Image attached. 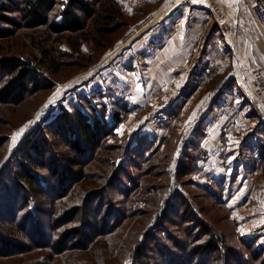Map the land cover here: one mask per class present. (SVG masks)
Returning a JSON list of instances; mask_svg holds the SVG:
<instances>
[{
	"label": "rangeland",
	"instance_id": "rangeland-1",
	"mask_svg": "<svg viewBox=\"0 0 264 264\" xmlns=\"http://www.w3.org/2000/svg\"><path fill=\"white\" fill-rule=\"evenodd\" d=\"M122 1L130 2V0ZM133 16L134 17L127 14L123 8L122 11H120L119 19L120 22H123L124 26L113 30L112 34L100 35V32L98 33L95 28L90 27L86 30V33L72 35V38H74L73 40H75V36L80 38V40L82 39L83 45L81 49L79 45H74L73 48L75 50H72L71 45L65 43L66 37L69 36L67 35L62 42V47L64 50H72L74 53L77 52L78 59L76 60V55L67 57L65 62L68 66L62 67L57 74H53L48 67H45L46 73L49 74L52 81L55 82V87L51 90H42L32 98L29 97L23 105L15 108L14 112L7 114L6 117L9 122L6 124L7 126H0V135H8L7 141L1 145L2 149L0 151V235L3 237L11 236L8 234L7 229L13 230L12 227H14V231L18 232L19 235H13L9 237V239L19 240L23 242V246L26 247L25 253H15L10 256L0 253V264H136L135 256L137 249L145 245L144 243H148L150 235L155 233L157 236L161 237L162 244L168 246L169 251L165 249V254L168 255L166 259L170 258L174 260L173 263L181 264L180 261L182 262V260L189 258V251L186 253V251L182 249L181 242H184V240H187V243L191 241L188 235L191 227L188 225V222L182 218L186 212L184 213V211L178 207L180 205V200L173 197L178 189L188 196L190 200H187L189 206L197 214L199 213L198 216L204 224L210 223L219 234L223 233L227 248L224 243L221 244L220 247L223 251L222 253L231 257L230 264H236V253L238 254L240 248H244L246 257H248L253 264H264V212H260L264 210V207L259 208L261 206L260 203L263 201V197L261 199H256L251 196L250 198L249 196L244 197L245 199H241L238 206H235L234 196H232V199L229 197V200L222 199L226 202L225 205L224 203H218L215 199H211L210 196L203 198L201 191L195 190V188L199 186H204L200 184L203 182L201 177L198 178V176H194L197 186H191L190 182L186 181L187 178L180 175L182 178H180V181L183 180L182 182H185L184 184L188 192L177 182L175 174L179 163L182 162L181 156L183 151L179 156L177 151H173L174 147L170 145L172 139L170 142L167 141L168 143H164V139L162 138L169 134V128L163 126L168 124V119L165 115L171 107L164 111L160 119H154L152 116L155 107L158 106L160 102H171L169 98L157 100L154 106L149 105L141 108L140 115L142 117L144 116V118L129 120L131 121L129 129L131 133L126 134V131L123 133V130L121 132L115 130L113 136L104 139V147L99 150L97 154L99 162L98 159H96L86 170V174L89 173V178L86 177L83 182L79 185L77 184L76 188L65 197L57 199V201L54 200V210L56 211L58 209L60 214H64L66 210L69 211L76 206H80L82 202L87 201L89 195H92L96 189L106 187V189L101 190V196L103 195L102 197L107 200L109 198L112 199L114 208L118 210L117 213H115V217L110 219L111 224L117 220L119 221V224L113 229V233H109L107 236L102 237V239L96 243L97 245L93 246L89 243L87 244L88 246L82 250V247L79 248V246H77L68 249L69 251L64 250L62 254H58L59 252L56 251L58 249L57 247L48 246V248H46L43 246L47 244L48 241L54 245L57 239L48 240L47 242L44 241V243L42 242L41 244H36L38 243L37 241L36 243L33 241V243H30L31 241L25 236V231L22 232L20 230V226L16 227L15 224L11 225L12 219L7 217L10 215L9 209L16 207L17 203L21 202L22 194H26V192L20 193L19 197V193L13 188L15 184L13 173L16 169L14 165L15 159L12 157L14 151L29 130L43 120L47 119V123L51 122L64 108L72 113L75 112L76 108L84 109L92 116L94 114L89 104L96 107L99 114L105 110L103 109L104 102L106 106L111 102L110 99L106 98L104 95L105 90H110L111 87H106L105 84L107 80H111L112 75H115L116 66L112 63L105 71L101 61L104 55L106 56L113 46L115 47L125 40L128 42L130 36H133L136 32L143 31L141 28L142 24H136L137 20H140L142 16L140 14ZM41 34L42 32L40 30H24L7 40L0 39V56L14 53L37 54V51L31 46V43H33L34 40L35 44H37ZM139 39L134 40V42L136 43ZM81 75H84L83 77H86V79L78 84L68 85ZM60 90L64 91L62 96L55 100H51V97ZM86 101L90 103L86 104ZM110 120L111 119H109V121ZM127 121L128 120H124L123 123ZM174 123L175 122L171 123V125H174ZM180 127H182V125H180L178 121L176 125L173 126V129ZM147 128L150 130H147ZM21 129H24V131L21 132ZM158 138H162L161 143H158ZM151 140L154 141L153 147L152 144H150ZM173 141L175 142V140ZM58 142L60 144L58 147L59 152L69 150L66 143ZM137 145H139L141 149L149 148L148 153L151 154L152 158L150 157L148 160H142L137 157L136 153L133 156L130 155L129 153L133 150L132 147L139 149ZM158 147H161V151L159 154H155L154 151ZM102 158H104L105 161L107 160L108 163L105 161L101 162ZM161 163H163V167H161ZM119 166L122 169L120 174L124 175L118 177L110 187L109 180L114 176V172ZM249 169L251 170L250 174L244 173L243 176H245L246 179H255L257 190L262 191L264 189V168ZM145 170H148L150 173H144ZM38 172L45 175V184L52 187L55 186L53 177L54 172L52 169L46 167L40 169ZM134 180L137 183L136 186L131 182ZM125 186L129 189L128 194H126ZM120 191L123 192V194ZM7 193L10 196H8ZM262 195L264 196V194ZM14 196L18 198L15 200ZM189 197L194 200L193 203ZM42 201L44 204L41 207L49 211L48 209H50L52 198L43 196L38 199V201L37 199L35 200L37 203ZM60 206H62V208ZM90 207L91 206H87L86 210L89 211ZM171 207L172 210L169 213L168 209ZM195 207L199 208V212H197ZM32 209L36 212L34 208L28 207V209L26 208L21 211V214H25L28 210ZM176 211L179 213L175 214ZM36 213L40 215L39 220L43 224V232L48 235L52 234V224L49 225V218L46 216L47 213ZM106 216L107 213L103 218H106ZM165 217H167V219L164 222L163 220ZM190 224H192L193 228L194 223L190 222ZM2 225L5 227L6 231L3 230L4 228ZM25 227L29 229L30 224H27ZM68 228H71L70 225L60 227L59 230L63 231ZM198 230L199 229H196L193 237L198 235ZM205 239L204 236L200 241ZM200 241L193 244H198ZM246 241L251 243L254 242L252 250L246 249ZM159 247V245H153L151 248H153L154 251L149 250V252L155 253V257L158 261L159 257L157 256V250L160 249ZM166 252H170V255ZM260 253L262 255L254 259V254L259 255Z\"/></svg>",
	"mask_w": 264,
	"mask_h": 264
},
{
	"label": "trees",
	"instance_id": "trees-1",
	"mask_svg": "<svg viewBox=\"0 0 264 264\" xmlns=\"http://www.w3.org/2000/svg\"><path fill=\"white\" fill-rule=\"evenodd\" d=\"M122 9L123 7L119 0H0L1 40L14 37L24 30H40L42 32L37 44H35L34 40L31 43L37 54L14 53L0 56V126H7L6 124L9 123L6 117L7 114L14 112V109L23 105L29 97L32 98L42 90H51L55 87V82L46 73L45 67H48L53 74H57L62 67L68 66L65 62L67 57L76 55V60L78 59L77 52L74 53L72 50H75L73 48L74 45H79L81 49L83 42L82 39L80 40L76 36L75 40H73L72 35L86 33V30L90 27L95 28L98 33L100 32V35L112 34L113 30L124 26L119 19ZM65 37V43L72 47L70 51L64 50L62 47ZM104 95L111 102L107 106L104 102V106H102L105 110L102 113L99 114L96 107L89 104V101H86V104L92 107L93 116L84 109L76 108L75 112L72 113L64 108L51 122L47 123V119L43 120L29 130L12 155L16 166L13 173V179L15 180L13 188L19 193V197L20 193L26 192V194H22L21 202L17 203L16 207L9 209L10 215L7 217L12 219L11 225L20 226V230L22 232L25 231V236L31 241L30 243H36L37 241L38 243L36 244H41L44 241L57 239L56 244L52 245L48 241L43 246L46 248L48 246L57 247L56 251L59 252L58 254H62L64 250L69 251L68 249L77 246L79 248L82 247V250L89 243L93 246L97 245L96 243L102 237L113 233V229L119 224L118 220V222L115 221L111 224L110 219H113L118 211L114 208L113 200L110 198L107 200L102 197L103 195L101 196V190L106 189V187L96 189L92 195H89L90 201L88 199L82 202L80 206H76L69 211L66 210L64 214H60L58 209L55 211L53 208V205H55L54 200L57 201V199L65 197L76 188L77 184L79 185L83 182L86 177L89 178V173L86 174V170L96 159L99 162L97 154L104 147V139L113 136L119 125L127 119L130 112L128 106L122 104L118 99H112L113 96L109 90ZM109 105L114 107L113 113L109 112ZM170 112L171 110L167 112L168 115ZM109 119H111V122ZM163 127L169 128V134L163 137V142L168 143L172 139L170 145L174 147L173 151L175 152L177 146L175 137H178L176 129H171L170 123L165 124ZM7 138L8 135H0V151L2 149L1 145L7 141ZM58 141L66 143L69 150L59 152L58 147L60 144ZM153 142L152 140L150 142L152 147L154 145ZM137 147L139 149L132 147L133 150L128 153L132 156L136 153L137 157L142 160H148L151 157V154L148 153L149 148L141 149L139 145ZM160 151L161 147H158L154 152L159 154ZM168 156L171 157L170 155ZM199 157L200 145L192 140L191 145L184 147L181 156L182 162L179 163L176 172V180L186 192L188 190L185 187V182H182L183 180L180 181V178L181 176L186 177V181H189L191 186H197L194 176L200 170L198 166ZM102 161H105L104 158L101 159ZM105 162L108 163L107 160ZM46 167L54 172L55 186L53 187L45 184V175L38 172ZM161 167H163V163H161ZM121 170L120 166L119 168L117 167L114 176L109 180L110 187L118 177L124 175L120 174ZM144 173L150 172L145 170ZM131 182L134 183V186L137 185L135 180ZM125 188L126 194H128L129 189L127 186ZM195 190L201 191L203 198L210 196L211 199H215L218 203L226 205V202L222 200L225 198L219 185H214L213 187L199 186ZM121 193L123 194V192ZM8 196L10 195L8 194ZM43 196L52 198L49 211L41 207L44 204L43 201L35 202L36 199L38 201ZM173 197L180 200L181 206L179 205L178 207L184 213L186 212L182 218L191 227L188 234L191 241L188 243L187 240L181 242L182 249L186 253L189 251V258L182 260V262L180 261V263L230 264L231 257L222 253L223 251L220 247L224 243L227 248L223 233L219 234L210 223L204 224L198 216L199 213L197 214L189 206L188 196L183 191L178 189ZM17 198V196H14L15 200ZM193 201L191 198L192 203ZM87 206H91L89 211L86 210ZM28 207L34 208L40 214L47 213L49 225L52 224V234L48 235L43 232V224L39 220L40 215L34 212L33 209L21 214V211L28 209ZM60 207L62 208V206ZM196 209L199 212V208ZM171 210L172 207L168 209V212L170 213ZM178 211L175 214L179 213ZM106 213V218H103ZM166 219L167 217L163 221L165 222ZM190 222L194 223L193 228ZM27 224H30V230L25 227ZM67 225H70L71 228L63 231L59 230L60 227ZM3 228L5 230L4 226ZM12 229H7L8 234L11 236L19 235L18 232L14 231V227ZM196 229H199V233L193 237ZM11 236L3 237L0 235V253H4L7 256L15 253H25L26 247L23 246V242L9 239ZM204 236L206 239L200 241ZM198 241L200 243L193 244ZM144 244L140 249H137L136 264L173 263L174 260L166 259L168 255L165 254V249L169 251L168 246L162 244L161 237L157 236L156 233L151 234L150 238H148V243ZM153 245L160 246V249L157 250L159 261L155 257V253L149 252V250L154 251L151 248ZM253 245L254 242L246 241L245 247L247 250H252ZM166 253L170 255V252ZM236 255V264H253L246 257L244 248H240ZM260 255L262 254H254V259H257Z\"/></svg>",
	"mask_w": 264,
	"mask_h": 264
},
{
	"label": "crops",
	"instance_id": "crops-1",
	"mask_svg": "<svg viewBox=\"0 0 264 264\" xmlns=\"http://www.w3.org/2000/svg\"><path fill=\"white\" fill-rule=\"evenodd\" d=\"M120 3L132 17L142 16L136 24L143 31L101 61L105 71L116 66L105 85L130 110L117 132L131 133L129 120L143 119L141 108L169 98L168 123L182 125L175 151L180 156L192 140L200 145V184L219 185L235 206L244 197H263L264 207V189L243 176L249 168H264V30L250 7L244 0Z\"/></svg>",
	"mask_w": 264,
	"mask_h": 264
},
{
	"label": "built area",
	"instance_id": "built-area-1",
	"mask_svg": "<svg viewBox=\"0 0 264 264\" xmlns=\"http://www.w3.org/2000/svg\"><path fill=\"white\" fill-rule=\"evenodd\" d=\"M255 18L256 23L261 29H264V0H244ZM172 106V102L163 101L155 107L152 116L154 119H160L164 111Z\"/></svg>",
	"mask_w": 264,
	"mask_h": 264
},
{
	"label": "bare ground",
	"instance_id": "bare-ground-1",
	"mask_svg": "<svg viewBox=\"0 0 264 264\" xmlns=\"http://www.w3.org/2000/svg\"><path fill=\"white\" fill-rule=\"evenodd\" d=\"M83 76L84 75L79 76L77 79H75L74 81H72L68 85H70V84L75 85V84H78V83L82 82L84 79H86V77H83ZM63 92H64L63 90L58 91L53 97H51V100H55L58 97L62 96Z\"/></svg>",
	"mask_w": 264,
	"mask_h": 264
},
{
	"label": "snow or ice",
	"instance_id": "snow-or-ice-1",
	"mask_svg": "<svg viewBox=\"0 0 264 264\" xmlns=\"http://www.w3.org/2000/svg\"><path fill=\"white\" fill-rule=\"evenodd\" d=\"M193 2H195V0H193ZM20 131H21V132H23V131H24V129H21Z\"/></svg>",
	"mask_w": 264,
	"mask_h": 264
}]
</instances>
